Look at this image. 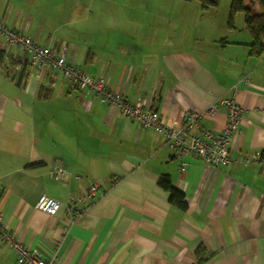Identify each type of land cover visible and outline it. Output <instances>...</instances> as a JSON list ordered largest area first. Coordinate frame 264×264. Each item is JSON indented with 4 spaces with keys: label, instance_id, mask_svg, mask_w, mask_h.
<instances>
[{
    "label": "crops",
    "instance_id": "1",
    "mask_svg": "<svg viewBox=\"0 0 264 264\" xmlns=\"http://www.w3.org/2000/svg\"><path fill=\"white\" fill-rule=\"evenodd\" d=\"M13 1L0 0L7 27L107 78L113 92L158 111L168 126L223 98L235 96L243 108L228 165L177 157L162 134L91 91L50 70L37 77L31 55L0 36V211L15 239L56 264H264V54H250L245 16L231 29L229 11L220 14L219 6L175 11V20L157 8L159 21L121 8L117 19L86 26L92 39L53 45L7 25ZM65 6L74 13L78 3ZM245 6L261 12L257 1ZM247 75L249 85L240 82ZM226 124L221 107L193 132L220 133ZM57 158L67 181L49 176ZM163 175L185 195L187 210L169 201ZM91 182H103L104 190L81 203L73 222L69 196L81 198ZM43 195L62 203L55 216L36 208ZM0 264H17L7 243H0Z\"/></svg>",
    "mask_w": 264,
    "mask_h": 264
},
{
    "label": "built area",
    "instance_id": "2",
    "mask_svg": "<svg viewBox=\"0 0 264 264\" xmlns=\"http://www.w3.org/2000/svg\"><path fill=\"white\" fill-rule=\"evenodd\" d=\"M0 36L6 45L21 47L31 55V64L37 70V77L40 78L44 72L50 70L62 75L73 87L91 91L105 103L114 105L124 118L137 121L143 128L153 129L162 134L175 156L191 155L200 158L211 167L225 166L232 161L230 144L234 136L240 132L243 115V108L235 96L223 98L203 112H186L184 123L168 126L163 123L158 111L146 109L141 103L134 104L125 96L113 92L107 78H94L86 74L79 65L69 62L65 54H55L52 49L37 44L31 37L7 27L2 20H0ZM240 82L249 85L250 76H244ZM220 106L223 107L227 117L224 130L220 133L209 130H203L200 135L194 133L193 127L199 126L201 118L216 116L220 112ZM253 158L256 159L257 157L254 156ZM251 160L252 158L245 159L246 162ZM262 164L264 165V162ZM49 176L60 182L71 178L60 158L53 161ZM78 178L80 177L78 176ZM113 180L118 181V177L114 176ZM103 190V182H91L86 194L81 198L70 195V204L66 206V210L71 220L75 222L82 215L81 203L93 200ZM62 207L60 201L46 195L41 196L36 204L37 209L49 216H55ZM0 243H7L10 246L11 251L17 257V264H56V258L44 259L38 250L31 249L17 241L5 225L1 211Z\"/></svg>",
    "mask_w": 264,
    "mask_h": 264
},
{
    "label": "rangeland",
    "instance_id": "3",
    "mask_svg": "<svg viewBox=\"0 0 264 264\" xmlns=\"http://www.w3.org/2000/svg\"><path fill=\"white\" fill-rule=\"evenodd\" d=\"M13 2L15 11L6 15L7 25L17 30L23 29L22 31L27 30L32 34H38L48 42H51L52 38L53 45H58L57 43L63 40L84 43L85 39H92L93 36L89 35L93 32L92 29L84 34V31L88 30L86 26H92L94 22L115 20L123 8L125 12H130L137 17L142 15L139 11H148L151 17L159 21L158 13H154L157 8L169 12L161 13L160 16L173 17L172 13L175 11L202 7L199 1L185 0H14ZM77 3L74 13L68 11L65 6L73 9ZM218 6L220 14L222 12L227 14L228 11L230 13L231 0H220ZM59 10L62 13H58ZM100 11L105 19H97ZM244 16V13H238L235 18L244 21Z\"/></svg>",
    "mask_w": 264,
    "mask_h": 264
},
{
    "label": "trees",
    "instance_id": "4",
    "mask_svg": "<svg viewBox=\"0 0 264 264\" xmlns=\"http://www.w3.org/2000/svg\"><path fill=\"white\" fill-rule=\"evenodd\" d=\"M187 2L199 1L202 8L207 10L211 7H217L220 0H185ZM260 4V14H253L251 9L245 6L246 0H231L229 27L234 28V20L238 13H244L246 29L252 37L250 45V54L254 57H262L264 54V0H253ZM81 67V66H80ZM82 68V67H81ZM83 69V68H82ZM85 72V71H84ZM264 158V153L262 155ZM159 185L169 192V201L182 210L188 209V202L185 195L177 190L167 175H163L159 179Z\"/></svg>",
    "mask_w": 264,
    "mask_h": 264
}]
</instances>
